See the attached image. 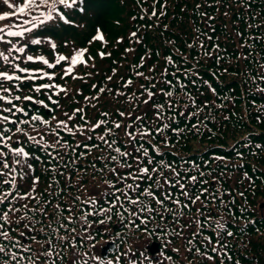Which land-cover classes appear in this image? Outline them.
Masks as SVG:
<instances>
[{"label": "trees", "instance_id": "1", "mask_svg": "<svg viewBox=\"0 0 264 264\" xmlns=\"http://www.w3.org/2000/svg\"><path fill=\"white\" fill-rule=\"evenodd\" d=\"M161 5L166 7L162 9ZM142 8L147 9V13ZM155 8L157 16L153 17V0H139V3L137 0H83L73 9L61 7L71 24L53 20L25 34L42 40L40 45L30 44L26 38L5 37L17 47L28 45L25 53H11L13 63L30 69L43 68L54 74L52 80L45 77L43 80L3 82L11 92H0L9 98L16 95L34 98L33 101L13 100L27 111L26 116L22 113L0 114L10 115L16 121H31L33 115L50 121L49 125L34 122L37 129L45 132L43 140L33 130V123L3 125L11 129L7 133L12 137L8 145L22 147L31 153L28 163L33 165V169L24 180L19 179L13 153L0 144V151L7 153L4 159L17 169L16 184L20 195L30 185L33 188L30 195L35 199L9 197L0 209L7 211L13 205L21 209L15 214L10 213L12 223L5 224V230L10 232V238L32 249L29 253H24L22 247L14 251L30 256L35 264H44L45 260L47 264H84L85 260L87 264H101L99 260L92 259L94 256H100L105 264L108 260L115 264L117 259L119 264H264V216L259 210V204L264 202V92L260 91L264 88V80L250 86L245 83V75L251 72L253 65L262 66L260 76H264V64L253 59V54L258 56L259 52L261 57L264 52L259 48L264 49V0H160ZM161 11L165 14L160 15ZM98 29L104 36L103 41L93 40ZM133 32L135 37L131 36ZM49 42L56 44L55 50ZM10 47L0 42V51L5 54ZM77 49H87L84 57L87 63L74 66L68 76L64 74L68 62L49 69L41 62L26 61V55H43L55 63L57 54L70 57ZM100 52L110 55L101 58ZM206 52L209 55H205ZM14 57L21 59L12 60ZM166 57H170L172 63ZM0 69L12 71L10 64L3 60H0ZM137 72L144 75L137 76ZM129 79L132 84L126 87L125 82ZM41 83L58 84L67 92L55 95L59 92L56 88L45 89L41 93L32 91ZM101 88L105 89L103 93L99 91ZM145 89L155 93L150 100ZM161 89L171 91L172 96H165ZM35 100L44 101L48 107L35 103ZM145 100L149 102L144 103ZM157 105H163V108H157ZM3 107L11 105L0 101V108ZM77 108L84 109L83 115L89 123L80 119L81 114L75 113ZM119 112H124L125 116L121 117ZM65 113L74 115V119L68 120ZM102 113H108V116ZM137 116L142 117V121L136 120ZM58 120L67 121L73 132L59 129L61 145L53 148L51 145L57 137L49 131L56 129ZM100 120H106L107 124L92 131L91 125ZM114 122L121 123L122 127L115 128ZM165 124L169 127L164 128ZM245 124V130L238 131ZM124 125H131L127 130L137 135L135 144L125 136ZM17 126L35 136L40 143L29 139L23 132L17 133ZM108 128L112 132L106 135V139L116 142L113 149L120 147L122 151L132 153L127 158V162L133 165L132 169L121 167L122 160L108 159L109 155L117 153L98 139ZM157 128L162 130L157 132ZM140 131H150L151 135L140 136ZM87 136L92 139H87ZM84 144L89 147L84 148ZM92 145H99V148ZM141 145L149 150L150 158L162 160L180 173V183L193 198L201 190L205 193L197 206L182 195L180 187L169 185L158 190L159 186L154 181L140 180L141 190H151L161 198L166 191L173 199L178 196L181 204L189 207L177 208L166 200V206L178 213L174 218L151 197L139 195L146 205L163 212L164 219H160L157 213L149 216L147 212L139 213L138 218L132 217L131 211L134 207L138 211V206L130 204L120 192H116L115 195L120 196L116 209L107 215L99 211L111 207L114 199L112 195H102L107 187L104 181L128 192L126 185L133 181L117 182V175L111 169L115 168L121 176L129 171L135 172L134 157L141 153L134 152L133 147ZM57 151L62 159L57 157ZM223 157H230L233 164L225 167L228 162H220ZM153 166L160 167L158 164L149 165ZM4 171L10 174L0 177V181L11 180L13 174L10 170ZM163 174L175 182L170 170L163 169ZM149 175L156 173L150 172ZM191 176L197 177L195 183L189 179ZM34 178H38V182L32 185ZM204 189L208 191L204 192ZM4 192L15 195L13 188L0 183V196ZM128 195L137 198L138 192H128ZM89 197L95 198L96 204L85 203ZM25 203L29 209H46L47 215L23 209L21 205ZM56 205L61 209L58 214L60 223L50 220ZM90 211L96 214L88 216L87 220L82 219ZM25 213L27 218L16 223ZM209 216L213 219L208 220ZM69 217L71 223L68 222ZM145 217H148L146 225L139 229L133 226V220L138 224ZM100 220L105 223H99ZM196 221L203 224L199 233ZM50 223L51 228L48 227ZM217 223H223L225 228L217 229ZM61 224L66 227H61ZM114 224H118L115 229ZM145 228L148 232L144 231ZM22 232L25 236L20 235ZM228 232L232 235L229 236ZM33 236L40 241L39 245L31 239ZM89 236L95 239H89ZM208 237L212 243L207 242ZM217 238L219 244L216 243ZM110 239L116 245L104 258L99 249ZM153 240L159 242L160 249L151 255L147 245ZM0 242L9 241L0 238ZM213 247H218L220 254L213 253ZM177 248L179 252L174 251ZM188 248L192 251L188 252ZM197 248L215 259H205L196 251ZM45 251H51L52 255L44 256ZM22 264H31V261L24 260Z\"/></svg>", "mask_w": 264, "mask_h": 264}, {"label": "snow or ice", "instance_id": "2", "mask_svg": "<svg viewBox=\"0 0 264 264\" xmlns=\"http://www.w3.org/2000/svg\"><path fill=\"white\" fill-rule=\"evenodd\" d=\"M146 2V0H145ZM160 2V0H153V10L151 13V16L155 17L157 16V11L155 8V5L158 4ZM81 3H83V0H0V5H2L3 7H0V21H9L12 18H16V17H24V19L22 20L21 23L19 24H6L4 27H0V42L5 43V44H9L11 45L10 48L7 49V53L5 54L4 51H0V60H3L5 63L10 64L12 71L9 72L8 70H3L0 69V92L3 93H9L11 92L10 88L4 87V83L3 82H10V81H34V80H43L45 77H47L48 80H52L54 78V74H50L47 71H45L43 68H28V67H21V65L19 63H13L10 60V56L11 53L13 51L15 52H19V53H25V49L27 48V44L17 47V45L15 43H13L11 40H6L5 37H20V38H26L28 39V42L30 44H34V45H40L43 43L42 40L40 39H34L31 36L26 37L25 34L26 33H32L34 29L38 28L40 25H43L47 22L53 21V20H59L60 22L63 23H68L71 24L72 21H70L67 16L60 10L61 7L63 9H73L74 7H78ZM137 3H139V0H137ZM164 7H166V5H161V8L163 9ZM7 9V10H4ZM45 9V10H42ZM142 10L147 13V9H143ZM80 11H83V9L81 8ZM165 13L163 11L160 12V15H164ZM142 18V17H141ZM135 19V17H134ZM25 25H30V27H25ZM13 28H18L19 30H12ZM131 36L135 37L136 33L133 32L131 33ZM93 40H100L103 41L104 40V36L101 34L100 30L98 29L96 32V35L93 37ZM50 43V47L55 50L56 49V44L55 43ZM189 47H192V45H189ZM201 47H203L201 45ZM130 51V50H129ZM87 52V49H77L73 52V54L69 57V56H65V55H59L57 54L55 56V63H51L48 59H46L43 55H39V56H33V55H26V61L28 62H41L43 65H45L47 68L52 69L55 68L57 65H60L61 62H68V67H66L64 69V74L65 76L71 75L72 71H73V67L76 66L77 64H84L86 65L87 61L84 59L85 54ZM99 55L101 56V58H104L105 55H110L106 54L104 52H100ZM205 55H209V53H205ZM91 58V57H89ZM20 57H14L12 58V60H20ZM143 59V58H142ZM166 60L169 63H172V60L170 57H166ZM19 72V73H24L25 75L21 76V75H16L15 73ZM165 72H167V69H165ZM31 73V74H29ZM137 76H143L144 74L142 72H137L136 73ZM173 75H175V73H173ZM73 78H79V77H73ZM109 80H111V77H108ZM261 80H264V76L260 77ZM167 83L171 84V81H168ZM132 84V80L129 79L125 82V86H129ZM95 87V85H94ZM154 87V85H153ZM51 88H56L59 89V92H56L55 95H59L60 92H67V89L62 88L60 85L58 84H50V83H41L36 85L32 91L36 92V93H41L43 90L45 89H51ZM141 88H144L143 85H141ZM101 93H103L105 91V89L101 88L99 90ZM110 91V89H109ZM145 91L147 92V95L149 97V100L155 95V93H153L151 90L149 89H145ZM260 91L264 92V88H261ZM161 92L165 95V96H172V92L168 91L165 92L163 89H161ZM49 100H51V95H49L48 97ZM92 99H98V97H92ZM131 99V98H130ZM13 100L15 101H20V100H26V101H33L34 98L33 96H20V95H16L12 98H9V96L6 95H0V101L6 102L8 105H11V107H3L0 108V113H10L11 115H15L16 113H22L25 116L28 115L27 111L22 108V107H18L15 103H13ZM149 100H145L144 103H148ZM35 103L43 105L45 108L48 107L47 104L44 103V101L42 100H35ZM52 103L54 104H58V101H52ZM157 108H163V105H157ZM75 113L77 114H81L80 115V119L85 121V123H89L86 120L85 115H83L84 109L82 108H77L74 110ZM121 117L125 116L124 112H119L118 113ZM103 116H108V113H102ZM130 115V114H129ZM65 116L68 117V120H73L74 119V115H69L68 113H65ZM157 118H160V113H157ZM53 119H56L55 117H53ZM136 120H141L142 121V117L137 116L135 118ZM34 122H41L44 125H49L50 121L49 120H42V118L40 116H36L33 115L31 116V121H27V120H12L10 115H3L0 114V144H3L5 147L9 148V151L13 153V155L15 156V160H14V164L18 166L19 168V179L24 180L26 179L28 176L31 175L32 169H33V165L31 163H28V158L31 156V153H29L28 151H26L24 148L22 147H10L8 145V141L12 140V137L7 135L8 132L11 131V129H7L4 128L3 125L7 124V123H11L13 125H18V124H29V123H33V130L37 132V135L40 136V139L43 140L44 139V135L45 132L41 131L39 129H37L35 127ZM107 124L106 120H100L97 121L95 124L91 125V130L95 131L96 129H99L102 125ZM80 126H78L79 129ZM114 127L119 129L122 127V124L119 122H114ZM125 127V136L128 138L129 142L135 144L136 140H137V135L134 134L131 131H128L127 129L131 127V125H124ZM164 128H168L169 125L165 124L163 125ZM65 129L68 132L72 133L73 129L68 127L67 121L64 120H58L57 124H56V129H52L49 131V134L55 135L57 137L55 143L53 145H51V147L55 148L57 145H61V140L59 139V129ZM162 129L161 128H157L156 131L160 132ZM15 131L17 133H22L26 136H29V139L35 141L36 143H40V141L36 140L35 136H30L28 133L24 132V130L20 127H16ZM112 132L111 128L107 129V132L104 135H100L98 137L99 140H101L105 145L108 146L109 149H113V145L116 143L115 140H108L106 139V135H110ZM75 134V133H73ZM140 136H150L151 132L150 131H140L139 132ZM87 139H92L91 136H87ZM165 144H167V141H164ZM79 146V145H78ZM84 148H88L89 145L88 144H84L83 145ZM92 147L95 148H99V145H92ZM114 152L117 153V155H109L108 159L110 161H123L121 163V167L124 168H128V169H132L133 165L127 162V158L132 156V153L128 152L127 150L122 151L120 147H115ZM133 151L134 152H138L141 153V155L139 156H135L134 159L136 161V171H129L126 175L121 176L120 174H118L116 172L115 168L111 169V172L115 175H117V182L120 181H124V180H128L131 179L133 181V183H128L126 185L128 192H132V191H137L138 192V196L137 198H131L128 195V192H125L123 189L121 188H117L116 185L114 183H111L109 181H104L105 185L107 186L102 195H112L114 197L113 201L111 202V207L109 208H101L99 211L104 213L105 215H107L108 213L112 212L114 209H116V203L120 200V196H116L115 193L116 192H120V194L122 196L125 197V199L128 200V202L134 206H138V211L137 209L134 207L133 210L131 211L130 215L132 217H137L139 216V213H144L147 212L149 214V216H151L152 213H157L160 217V219H164V215L163 212H159L157 208L154 207H150L148 205H146L144 203L143 200L139 199V195H145L147 197H151L155 204L159 205L160 208L163 209L164 212H168L170 214L173 215V217L175 218V216L178 214L176 212V210L168 208L165 204V201H170L171 203L175 204L177 206V208L183 207V208H188L189 205L187 204H181V201L179 199H173L171 193H168L166 191H164L162 193V198L156 196V193L151 191V190H141L140 189V185L138 183V181L140 180H151L154 181L158 186V190H162L165 188V186H172L175 187L177 185H179V187L183 190L185 188L184 184L180 183V173L176 172L174 168H172L171 165L168 164H164V162L162 160L160 161H155L154 158H150L149 157V150L147 148H144L143 145H141L140 147H133ZM86 153H81V155H85ZM7 155V153L0 151V177H8L9 176V172L4 171L5 169H9L10 172L13 174L11 180L9 179H3L2 181H0V183L3 184H8L9 187L13 188L15 191V195L13 194V192H4L2 196H0V205L5 204L6 202H8L9 197H12L13 199H18V200H27V199H35V197L31 196L30 193L33 191L32 186L30 185L27 189V191L23 194L20 195V189L16 184V179H17V169L13 168L8 162L7 160L4 159V157ZM57 157H59V152L57 151ZM36 159H39L38 157H34ZM154 164H158L160 165V167H149V165H154ZM93 167H95V165H93ZM25 169H27V171H25ZM163 169H168L173 173V176L175 178V184H173V181L170 180L167 176H165L163 174ZM156 173V175H149V173ZM202 175V174H201ZM247 175V174H246ZM193 183H195L197 181V177L196 176H191L189 178ZM38 182V178H34L32 180V185H35ZM109 189H111L112 191H109ZM207 189H204V192H207ZM182 195H184L186 198H188L192 204H195L197 201H199L201 199V195H203V192L196 195L194 198L192 197V195L188 192V191H182ZM77 199H79V197H77ZM85 203H89V204H96V199L93 197H89L88 200L84 201ZM21 207L23 209H26L28 211H33V212H40L43 215H47V211L44 208H33V209H29V206L27 203L21 205ZM121 207H123V205H121ZM21 209L20 208H16L14 205L9 207L7 211H4L2 209H0V221H2V223H0V238H2V240H7L9 241L8 243H3L0 242V264H22V262L24 260H29L31 261V264H35L34 260H31L30 256H25L22 255L20 253H18L17 251H14V249L18 248V247H22L23 248V252L24 253H29L32 251V249L29 246H24L21 245V243L19 241H16L14 238H10V232L8 230H5V224H11L12 220L10 219V213L15 214L16 212H19ZM69 211H71V207H69L68 209ZM61 209H60V205H56L50 220H54L56 223H60V219H59V213H60ZM125 211H127V209H125ZM198 212L200 211L199 209L197 210ZM96 213L94 212H88L86 213L82 219L87 220L88 216L94 215ZM201 215H203V213L201 212ZM27 218V213H25L24 216H21L18 218V220L16 221V223H19L21 220H24ZM108 219H111L110 216L107 217ZM213 218L211 216L208 217V220H212ZM68 222L71 223V217H69ZM148 222V217H145L143 219H140L139 223L137 224L135 222V220L132 221V224L135 228L139 229L141 225H146ZM99 223L103 224L105 223L104 220H100ZM197 223V233H199L200 229L203 227V224L200 221H196ZM61 227H66V225L61 224ZM25 227H28V225L26 224ZM49 228L52 227L51 223L48 225ZM215 227L217 229L223 230L225 228V225L223 223H217L215 225ZM145 232H148V229L145 228L144 229ZM197 233H194L193 235H196ZM229 236L232 235L231 232L227 233ZM21 236H25V233H21ZM31 239L33 241H35L38 245L40 244V241H38L36 239L35 236L31 237ZM62 239H66L65 237H62ZM89 239H95L92 236H89ZM208 243H212V240L210 237L206 238ZM47 243L51 244V241H47ZM189 243L191 244L192 241L189 240ZM217 244H219V238H217L216 241ZM93 247H95V245H93ZM174 251L179 252V249H174ZM188 252H191L192 249L188 248L187 249ZM196 251L198 253H200L202 256H204L205 259L212 261L215 259L214 256L212 255H208L207 252H200V249L197 248ZM211 251L213 253H217L220 254L219 252V248L218 247H213L211 249ZM44 256H51L52 253L51 251H45L43 253ZM87 255V254H85ZM125 255H127V253H125ZM224 255H226V253H224ZM92 259L95 260H99L101 262V264H105L104 260L100 257V256H94L92 257ZM167 259L171 260V257H167ZM44 264H47V260L44 261ZM84 264H87V260L84 261ZM106 264H114V262L112 260H108L106 262ZM115 264H119V259H117L115 261Z\"/></svg>", "mask_w": 264, "mask_h": 264}, {"label": "rangeland", "instance_id": "3", "mask_svg": "<svg viewBox=\"0 0 264 264\" xmlns=\"http://www.w3.org/2000/svg\"><path fill=\"white\" fill-rule=\"evenodd\" d=\"M15 29H17V28H15ZM260 48V50H264L263 49V47H259ZM253 59H255V61H258V60H260L261 62L259 63V64H264V52L261 54V57L259 56V52H258V56L257 55H254L253 54ZM262 69V66H259L258 64H256V65H253L252 67H251V72L249 73H247L246 75H245V83H248L249 85L248 86H250V85H254V84H258L259 83V80H261L260 79V70ZM245 86V85H244ZM246 87V86H245ZM246 89H248V87H246ZM250 90V89H249ZM245 127H247V124H245V125H243L242 126V129L239 127L238 128V131H240V130H245ZM235 136V135H234ZM231 138H233V137H231ZM225 143V142H224ZM228 145V144H227ZM235 151V150H234ZM233 151V152H234ZM228 162V164H226V165H224L225 167L226 166H230V165H232L233 164V160L230 158V157H223L222 159L220 158V162ZM203 191L201 190L200 191V193H202ZM203 195H205V193H203ZM196 204V206H197V204H198V201L195 203ZM216 215H217V212L214 214V217L213 218H215L216 217Z\"/></svg>", "mask_w": 264, "mask_h": 264}, {"label": "water", "instance_id": "4", "mask_svg": "<svg viewBox=\"0 0 264 264\" xmlns=\"http://www.w3.org/2000/svg\"><path fill=\"white\" fill-rule=\"evenodd\" d=\"M111 247H112V244H111V243L105 245V246L102 248V253H103V255H105L106 252H107V249H108V248H111Z\"/></svg>", "mask_w": 264, "mask_h": 264}]
</instances>
